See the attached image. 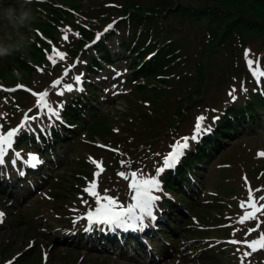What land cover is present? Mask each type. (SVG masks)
<instances>
[{"label": "rangeland", "instance_id": "1", "mask_svg": "<svg viewBox=\"0 0 264 264\" xmlns=\"http://www.w3.org/2000/svg\"><path fill=\"white\" fill-rule=\"evenodd\" d=\"M174 1L193 8L233 1L245 10L254 6L251 12H264L262 0L261 3ZM4 3L16 4L18 0H4ZM151 4L152 0H33L29 5L37 18L32 25L35 31L29 33L31 44L23 53L0 59V86L11 88L21 84L25 88L15 92L0 89V125L8 129L16 123L22 124L25 115L36 116L25 128L41 127L48 132V125L59 127L60 121L65 124L62 118L65 100L79 95L84 88L96 93V100L92 101L93 110L75 127L74 137L67 138L69 144L62 147L65 151L46 168L47 183H43L40 192L21 190L18 181L11 177L14 164L0 165L1 169L7 168L4 175L9 188L14 187L0 189V209L5 213L4 223L0 224V264H241V257L250 251L243 244L229 243L245 239L247 229L256 227L255 220L239 223L244 215L240 201L247 200L248 186L253 190L264 189V156L260 155L264 153V128L253 131L248 123L242 131L225 137L221 144L224 150L204 165L196 185L189 184V188L194 187L193 191L190 189L192 196L165 195L160 191L174 205L166 208L157 203L155 218L160 224L166 222L165 215L177 218L171 228L165 229L169 231L167 238L152 241L149 237L153 238V234L147 235L145 217L146 226L135 239L144 245H153V250L136 251L131 242L127 251L119 243L115 246L83 240L93 237L82 233L89 228L92 231L98 229L95 227L105 228L102 224L89 223L85 214L90 206H97L95 198L85 191L87 183L96 177L94 163L102 164L105 170L96 189L100 196L114 197L122 204L128 202L133 195L129 188L131 180L119 173L130 176L136 171L143 178L158 176L157 168L163 166L172 145L194 135L198 117L203 116V125L209 128L214 123L212 119L209 121L214 111L233 102V97L238 102L239 97L256 88L252 71L255 68L264 71L263 38L250 36L244 43L236 39L230 46L217 49L208 41L207 34L214 25L207 18L183 27L177 19L170 18L168 30L174 29L175 38L183 47V59L173 68L172 77L142 76L137 80L132 72L134 66L130 65L133 60L130 63L123 60L126 53L116 37L106 41L114 63L110 66L101 63L97 71L88 75L87 58L94 55L97 36L102 40L126 7ZM95 34L93 43H83L84 37ZM125 36L126 30H123L119 39ZM53 47L66 53V59L59 60L52 52ZM50 55L58 61L55 66L48 58ZM248 60L254 61L251 70ZM201 68L207 71L204 83L195 82L197 70ZM17 69L22 73L19 78L13 74ZM66 69L70 71L63 83L72 84L74 90L58 96V89L50 86ZM77 75L81 76L78 85ZM46 89L50 93L49 102L57 106L59 118H50L37 107V97L32 93ZM182 111L185 115L179 118ZM181 119L184 120L180 122ZM191 142L189 139L186 152ZM255 194L258 197L264 193ZM161 210L165 211L164 218L159 214ZM258 216L260 230H264V214ZM257 236L258 232H253L247 239ZM263 260L264 250H260L245 257L243 264H264Z\"/></svg>", "mask_w": 264, "mask_h": 264}, {"label": "trees", "instance_id": "2", "mask_svg": "<svg viewBox=\"0 0 264 264\" xmlns=\"http://www.w3.org/2000/svg\"><path fill=\"white\" fill-rule=\"evenodd\" d=\"M253 1L261 3V0ZM131 6L133 7L128 6L129 8L126 7L124 10L128 27H125L128 31L127 39H121L120 42L127 53H132L130 58L134 60V67L144 62L134 74L136 76L157 74L164 76L177 63V60L182 58V47L179 45V40L176 41L173 37L174 29L172 28L170 32L167 31L170 18L177 19L180 27L185 26L186 23L195 24L203 18H207L208 22L214 25L207 34L209 43L217 49L230 45L236 38L264 37V12L258 13L255 10L251 12L252 9H255L254 6L245 10L236 6L233 1L220 5H204L198 8L176 4L174 0H152V4L146 7ZM120 28L118 27L113 35H116ZM86 37L87 40L91 38V36ZM98 51L102 53L103 59L112 63V57L107 53V48L103 43L100 44ZM93 62L97 63L95 58H93ZM198 77L199 79L204 78L203 68L198 70ZM249 93L240 103H233L227 109L225 108L218 123L215 124L212 135H202L199 142L193 145L191 152L176 168V171H169L163 177L164 184L168 189L174 191L183 189L182 185L187 181V171L198 172L201 170L200 165L206 164L221 149L224 136H232L237 129L239 130V128L235 130L234 126L238 127L240 124L242 127L241 124L248 122L255 129L264 127L262 125L264 122V94L257 93V91ZM78 100H73L71 103L75 105L71 104L67 109L66 114L69 119L70 117L79 118L81 114L82 100ZM40 136L42 135L40 134ZM42 139L44 142L46 141L44 137ZM52 139L55 140V148L51 146V151L56 153L58 146L62 144L63 136L55 131L52 134ZM19 144L37 146L35 137L29 133L20 137ZM47 151L48 149H45V153ZM192 168L193 170H191Z\"/></svg>", "mask_w": 264, "mask_h": 264}, {"label": "snow or ice", "instance_id": "3", "mask_svg": "<svg viewBox=\"0 0 264 264\" xmlns=\"http://www.w3.org/2000/svg\"><path fill=\"white\" fill-rule=\"evenodd\" d=\"M111 27V26H109ZM78 35V34H77ZM64 39H67V36H64ZM100 39L99 36L96 38ZM52 52L59 57V60L66 59L67 54L64 52H59L58 49L53 47ZM247 55V50H246ZM53 66L58 62L53 56L48 57ZM258 64V62H255ZM247 64L252 69L254 64L253 60H248ZM43 71L42 69H38ZM70 69H66L61 78L56 79L53 84L50 86L53 89H58L56 91V95L63 96L65 91L71 92L74 90L72 84H64L63 78L67 77ZM252 74L259 79L264 77V71H260L258 68L252 71ZM75 83L78 85L81 83V76L77 75L75 77ZM18 88H24L23 85H17L16 88L12 89H3L8 92H15ZM82 91V89H80ZM37 97V107L49 115L50 118H59V111L57 110V106H53L49 100V91L46 89L41 93H32ZM62 107V104L59 105ZM37 117L32 116L29 117L27 115L24 116L23 122L21 125L16 128L9 129L7 132L4 131L3 125H0V165L4 163V157L7 152L13 148L16 137L19 135L22 128L27 127L28 122L30 120H35ZM205 118L203 116L197 118V124L194 127V135L192 137H184L182 141L176 142L172 145V151H170L167 156L163 160V166L157 168V173L162 174L165 170H172L176 167V165L180 162L181 157L184 155V150L189 147L188 140H196L197 136L202 131H210L209 128H205L203 125V121ZM17 155H19L17 153ZM260 155L264 156V153H260ZM39 158L35 155L29 156V163L35 166L36 163H39ZM15 163V160H13ZM123 164L124 162L121 161ZM97 167L102 171V164H98ZM100 171L94 173V176L98 177L100 175ZM125 179H130L131 182L129 184V188L132 190L133 195L131 197L133 203L128 204L127 206L121 204L116 198L111 196H100L98 191L97 182L94 180L89 184V186L85 189L92 197L95 198V203L97 207L94 210H90L87 213V219L90 223L104 224L109 225L114 228H120L124 231L128 230H142L144 225L143 221L145 217L151 218L155 220L154 206L155 202L159 200L161 197L154 195L153 193L156 191H161V182L157 177H141L136 171L131 172L130 176L125 173H119ZM245 181L247 183V178L245 177ZM260 192L264 193V189H255L248 186V198L247 200L240 201V207L244 210V215L240 218L239 223L244 224L247 221L255 220L256 227L247 229L245 233V239L243 240H231L229 243L232 244H243L245 248L250 251H246L244 256L241 257V264L244 262V258L250 256L252 253L264 250V230H260L261 221L259 220L258 214H264V203H260L264 201V194L260 196H255V193ZM87 203V202H85ZM5 213L0 212V223L3 222V218ZM253 232H258L257 238L247 239L248 236H251Z\"/></svg>", "mask_w": 264, "mask_h": 264}, {"label": "clouds", "instance_id": "4", "mask_svg": "<svg viewBox=\"0 0 264 264\" xmlns=\"http://www.w3.org/2000/svg\"><path fill=\"white\" fill-rule=\"evenodd\" d=\"M32 2L18 0L16 4H5L4 0H0V59L23 53L31 44L29 33L35 31L32 25L37 19L29 7ZM13 74L18 78L22 76L18 69Z\"/></svg>", "mask_w": 264, "mask_h": 264}]
</instances>
